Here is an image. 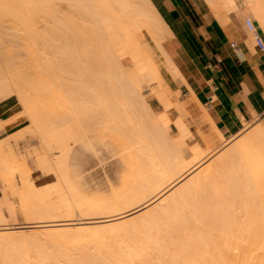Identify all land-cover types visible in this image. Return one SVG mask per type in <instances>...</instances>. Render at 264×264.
<instances>
[{"label": "bare ground", "instance_id": "obj_1", "mask_svg": "<svg viewBox=\"0 0 264 264\" xmlns=\"http://www.w3.org/2000/svg\"><path fill=\"white\" fill-rule=\"evenodd\" d=\"M204 2L220 22L228 20L222 0ZM245 3L264 25V0ZM163 4V0H0V98L12 91L17 95L41 144L33 162L56 174L59 183L52 189L60 193L54 204L41 193L45 186L38 187L40 196L29 192L23 196L27 189L14 186L17 177L30 190L33 183L19 143L4 136L8 118L0 121L4 207L0 205L12 216V198L20 190L18 201L21 197L27 220L31 210L40 217H58L47 222L37 215L36 222L16 224L8 216V224L0 226V264H264V122L244 127L246 131L235 133L228 147L203 156L197 142L190 146L187 141L190 131L181 105H176L182 112L173 120L165 112L153 111L147 95L155 96L163 107L172 102V94L179 95L174 87L179 71L162 44L172 34ZM83 37L97 43L89 46ZM154 46L163 53V62L155 59ZM71 49L75 55L81 49L82 56L70 60ZM94 61L102 66L96 72L102 81L97 82L109 85L111 77L124 75L122 85L110 84L111 91L116 86L122 90L112 94L124 99L117 104L123 107L124 126L112 123L113 116L102 113L100 102L96 107L95 94L86 90L91 96L86 97L88 73L82 75L80 87L69 76L74 89L82 91L80 101H71L77 90H70V99L55 79L62 68L74 64L78 72L89 70ZM77 74L81 85L83 73ZM106 93L100 97L109 96L108 107L110 98H116ZM93 97L95 103L89 101ZM190 155L192 159L186 160ZM111 165L117 168L115 181ZM97 175L102 176L101 189L107 184L110 194L89 192ZM73 210L81 217L73 216ZM1 214L0 222H5Z\"/></svg>", "mask_w": 264, "mask_h": 264}, {"label": "crops", "instance_id": "obj_2", "mask_svg": "<svg viewBox=\"0 0 264 264\" xmlns=\"http://www.w3.org/2000/svg\"><path fill=\"white\" fill-rule=\"evenodd\" d=\"M163 1L174 60L214 123L226 137L233 135L245 121L264 112V25L245 0L235 12H230L234 0H222L229 12L223 23L205 2ZM245 18L252 20L253 30Z\"/></svg>", "mask_w": 264, "mask_h": 264}, {"label": "rangeland", "instance_id": "obj_3", "mask_svg": "<svg viewBox=\"0 0 264 264\" xmlns=\"http://www.w3.org/2000/svg\"><path fill=\"white\" fill-rule=\"evenodd\" d=\"M196 1H198V2H201V3H204V0H196ZM234 4H235V7H234V10L233 9H231L230 10V12H235V11H237L239 8H240V6H245V3H244V0H234ZM204 5H205V3H204ZM60 14H63V12H59V15ZM86 37H94V36H90L89 34H87V36ZM86 37H83V38H85V39H87V40H85L86 41V43H87V45H88V43H90L89 44V46L90 45H95L97 42H94V41H89L88 42V38H86ZM170 37H171V34L170 35H168L167 36V38L166 39H162V44H163V46H164V48H165V50H166V52H167V54H168V56H169V58L174 62V64H175V66H176V68L178 69V71H179V73L178 74H174L175 75V77H176V80H177V83H175V85H174V87H178V91H179V95H178V98H176L173 94L170 96V99L172 100V102L168 105V106H166V107H163V105L161 104V102L157 99V98H155V96H153V95H147V98H148V102L151 104V106H152V108H153V111L154 112H156V113H161V112H165L172 120L173 119H175L176 117H177V115L179 116V114L182 112L180 109H178L177 108V106L176 105H181L183 108H184V114L182 113V119H183V121H184V124L186 125V127L189 129V131H190V137L187 139V141H188V143H189V145L190 146H195V143H196V146H199V150H201L202 152H201V155H205L206 154V156L207 155H209V154H214L215 152H217V151H219V150H221V148H225V147H228V145H230L233 141V139H234V137L236 136V134H241V133H243V131L245 132L246 130H247V128L249 129L250 128V126L252 125L253 126V124H254V122L255 123H258V124H260V123H262V122H264V112L263 113H260V114H258V115H254L253 117H252V119H250V120H247V121H245L244 122V124H243V126H242V128H239L238 130H236L234 133H233V135H231V136H229V137H226L225 136V131L223 130V129H221L222 130V132L224 133V135H223V137H221L220 136V134H219V132H218V130H217V128L215 127V125H214V123H213V120H212V118H211V116H210V113H209V111H208V106L207 105H205V104H202V103H200L199 101H198V99L196 98V96H195V93H194V91L191 89V87L189 86V84L187 83V81H186V79H185V77L183 76V74H182V72L180 71V69H179V67H178V65H177V63H176V61L174 60V58H173V52H172V50H171V41H170ZM71 50H72V55H70V53L69 52H71ZM71 50H69V56H68V58H72V59H70V60H74V59H76V56H79V55H81V54H83V52H82V50L81 49H79V51L80 52H82V53H80V52H77L75 49V51H76V54H78V55H75V52L73 51V49H71ZM93 50V49H92ZM92 50H89V51H91L92 53H94V52H96V54H98L97 52L98 51H92ZM90 52V53H91ZM152 52H153V55H154V57H155V59L158 61V62H163L164 61V56H163V53L161 52V50L157 47V46H154V49H152ZM67 53V54H68ZM91 53V54H92ZM95 54V55H96ZM74 55H75V58H74ZM66 56V55H65ZM82 56V55H81ZM80 56V57H81ZM97 57V56H96ZM77 58H79V57H77ZM96 62V63H95ZM95 64H96V67H95ZM73 65V66H72ZM74 68V64H71L70 66H69V68H66L65 67V70H63V68L61 69V71L64 73H62L61 71H59L58 73H59V75L61 76H59V75H55V79H56V81H57V83L60 85V89H61V91H63V92H65V91H68V93L69 92H71L70 90L72 89H74V84L73 83H78L77 81H78V74L77 73H83V74H81V76H80V80H79V82H80V84L81 85H79V83L76 85V83H75V86L76 87H80V86H82V80H81V77H82V75H85V74H87L88 73V75H89V79L88 80H84V83H85V85H88L87 86V89H85V90H83V91H85V93H86V97H88L89 98V94H91V93H93V94H91L92 96H94V94H95V99H96V101H95V99H94V97L92 98V100H94V101H92L91 99H89V101H91V102H93V103H95L96 102V107L98 106V105H101L102 104V106H98L99 107V109L101 110L102 108V110H103V114L104 115H107V117H110L111 115L113 116L112 118H113V122L112 123H114V121H116L115 122V124L117 125V126H121V125H126V124H124L123 122V120H124V113L123 114H121L122 112V104L120 105V107L118 108V106L119 105H117L119 102H121V101H124V99L122 98V97H120L119 95H117L118 97H120V98H117L116 96H115V93L114 94H112V92L114 91L115 92V90L116 91H118L119 89H120V91L119 92H121L122 90H121V88H119V89H117L118 87L116 86V88L113 90V91H111V85L110 84H112V86H115L114 84H117V81H118V84H121L122 85V83L124 82L123 81V77H124V75H122V76H120V75H118V74H120L119 72H118V76H120V78H122L121 80H120V78H118L117 76V78L120 80H116V78H114L115 77V75L114 74H116L113 70V72H112V74L114 75L113 77H111L109 80H108V83H110L109 85H107V83L105 84L104 82H103V84L102 83H100V82H97L98 80H99V78L98 77H96V76H98V74H99V71L97 72V70L99 69L100 70V68H102V66H101V63H99L98 61H94V63H93V66H92V68H90L89 70H81V71H79L78 72V69L77 70H75V69H73ZM95 68V69H94ZM67 69H71V72H73L74 74H72L71 72H70V70H67ZM94 69V70H93ZM73 70V71H72ZM75 70V71H74ZM68 71V72H67ZM94 71H95V73H94ZM96 72L98 73V74H96ZM62 73V74H61ZM69 73V74H68ZM70 74L72 75V77L70 76ZM75 74H76V76L78 77H75ZM90 74H92V75H90ZM63 75V76H62ZM68 75V77L66 78V76ZM80 75V74H79ZM93 75H94V77H93ZM69 76H70V78H71V80L73 79L74 81H75V79H77V81H75V82H73V81H71L70 79H69ZM62 78H64V79H62ZM61 79V80H60ZM66 79V80H65ZM69 79V80H68ZM95 79V80H94ZM97 79V80H96ZM69 82H68V81ZM91 80V81H90ZM65 81H66V83H65ZM88 81H90V82H88ZM99 81H102V80H99ZM110 81V82H109ZM60 82H62V83H60ZM73 82V83H72ZM96 82V83H95ZM120 82H122V83H120ZM72 84V85H71ZM101 84V85H100ZM62 85V86H61ZM68 85H71L70 87H68ZM84 85V86H85ZM103 85H107V86H109V89H107V91H104V89H106V88H108V87H103ZM66 86H67V88H68V90H67V88H66ZM100 86H102L101 87V90L102 91H104V93H103V95H102V93H101V91H100ZM64 87L66 88V89H64ZM99 87V88H98ZM119 87H121L120 85H119ZM70 88V89H69ZM84 88H86V87H84ZM65 90V91H64ZM75 90V89H74ZM73 90V91H74ZM77 90V97H76V95H74L73 94V97H74V99L75 98H77L79 101L80 100H83V99H81V96L82 95H80V98H79V94H78V92L79 93H81L80 91H78V88L76 89ZM75 90V91H76ZM86 90H88L87 92L89 93H87L86 92ZM91 90V91H90ZM96 90V91H95ZM98 90H99V92H98ZM109 91V93L110 94H112L111 96H113V97H115L116 99H114V98H110V99H113V100H111L110 102L113 104H115V105H117V106H115L114 105V107L116 108L117 107V110H116V114L112 111V109L109 107V105L111 106L112 104H109V102H107L108 103V107H109V112L107 113V109H108V107H107V104H105L106 103V99L108 100V98H109V96H108V94L106 93V95L108 96V98H104V99H102L103 97L102 96H104V94H105V92H108ZM111 91V92H110ZM71 93H73V92H71ZM71 93H69V95L71 94ZM84 93V92H83ZM116 93H118V92H116ZM97 94L99 95V96H97ZM72 95V94H71ZM70 95V97L68 96V98H72V96ZM85 95V94H84ZM102 98H101V97ZM107 96H105V97H107ZM110 96V97H111ZM85 97V98H86ZM91 97V96H90ZM97 97V98H96ZM99 97L101 98V99H99ZM84 98V97H83ZM84 98V100H86ZM69 99V100H70ZM71 99V101H76L77 99ZM98 99L100 100V101H98ZM160 102H158L157 100ZM88 100V99H87ZM102 100V101H101ZM109 101V100H108ZM100 102V103H99ZM102 102V103H101ZM99 103V104H98ZM91 104V103H90ZM98 104V105H97ZM103 104H105L106 105V107H105V105H103ZM120 104V103H119ZM92 107H95V105H92ZM112 107H113V105H112ZM107 108V109H106ZM114 108V109H115ZM106 110V111H105ZM105 111V112H104ZM179 111V112H178ZM17 112V113H16ZM111 112V113H110ZM113 112V113H112ZM107 113V114H106ZM10 115V116H9ZM110 115V116H109ZM114 115H115V118H114ZM117 116V117H116ZM119 117H122V121H120L121 119L119 118ZM8 118V119H7ZM111 118V117H110ZM111 118V119H112ZM8 120L7 121V123L4 125V129H3V127L1 128V129H3V130H5V132H6V134L4 135V136H7V138H8V140H9V142L10 143H14L15 142V140L19 143L18 144V146H19V148H20V150L22 151V152H24L25 153V157H24V164H25V166L27 167H25V170H27V173H28V175H30V176H28L29 177V179H31L30 181L33 183V187H32V190H30V189H28V187L26 186V184H24L22 181H18V180H21L20 178H16L15 179V183L14 184H17V185H14V186H19V188H20V190H22V188L23 189H27L26 190V193L24 192V193H22L23 194V196L24 195H26L28 192H29V194L30 195H36V194H38V195H36V196H40L39 195V191H38V187H42V186H45L43 189H41V188H39V189H41V190H44L45 189V191L43 192H41L42 194H44L45 196H47L46 197V199L47 200H50V199H52V200H50V202L52 201L54 204H55V202H56V204L58 203V197H59V195H60V193H59V195H58V193L56 194L55 192H56V190H55V192H54V190L53 189H55V186H54V183H56V185H58L57 184V182L59 183V180H58V177L56 176V174L55 173H53V171H46V169H43V168H41V167H39L38 165L36 166V164L33 162V158H34V151L36 150H40V148H41V144H40V141H39V138H38V136H37V133L34 131V130H32V128H31V122H30V120H29V117L26 115V113L24 112V110H23V107L21 106V103H20V101H19V99H18V97H17V95L12 91L11 93H10V95L8 94V96H6L5 98H0V121H3V120ZM120 119V120H119ZM126 119V118H125ZM258 121V122H257ZM118 122V123H117ZM260 122V123H259ZM120 123V124H119ZM129 123V122H128ZM122 126V127H123ZM127 127H128V125H127ZM126 127V128H127ZM244 127H246L245 129L246 130H243L244 129ZM243 131H242V130ZM128 130V132H130L131 130L130 129H127ZM130 130V131H129ZM242 131V132H241ZM14 133L17 135H14ZM236 133V134H235ZM173 134H175V131H173ZM12 135V136H11ZM15 137H14V136ZM11 136V137H10ZM228 138L230 139V140H228ZM232 138V139H231ZM225 139V140H224ZM226 140H228L227 141V143H226ZM231 141V142H230ZM230 143V144H229ZM205 152V153H204ZM192 155H190L189 157L187 156V158H186V160H191L192 159ZM41 168V169H40ZM43 169V170H42ZM45 170V171H44ZM45 172V173H44ZM109 172H110V175H111V178L115 181L116 180V172H117V168H116V166L115 165H111L110 166V168H109ZM99 176H101V175H97V176H95V178L94 179H92L91 181H92V183H91V185H90V188H89V192L90 193H94V191L96 192L95 194H98L99 192H101L102 190H103V192H104V190L106 191V192H108V194H110L109 193V191L111 190V188L109 189V188H107L108 186H106L107 184H102V185H104L105 187H103L102 186V189H101V185H99V181L98 180H100V178H102V176L99 178ZM97 178H99V179H97ZM57 180V181H56ZM97 182H96V181ZM56 181V182H55ZM22 182V183H21ZM94 182H95V184H94ZM19 184H21V185H19ZM23 184V185H22ZM93 185H94V187H93ZM98 185V186H97ZM20 186H22V188L20 187ZM25 186V187H24ZM50 186V187H49ZM52 186H53V189H52ZM97 186V187H96ZM27 187V188H26ZM47 187H49V188H51L53 191L52 192H50V190L51 189H49V191H48V188ZM18 188V189H19ZM33 188H35V190H37L36 192L34 191V189ZM37 188V189H36ZM57 188V187H56ZM101 190H100V189ZM105 188H107L108 189V191H107V189H105ZM17 189V188H16ZM17 189V190H18ZM47 189V190H46ZM93 189V190H92ZM98 189V190H97ZM0 190L2 191V187H1V185H0ZM17 190H16V192H17ZM20 190H18V193L15 195V193H14V195H13V198H12V196H11V194H9L8 195V199H10V198H12V201H15L13 204H11V205H13V209H14V211H12V210H10L11 211V213H13L12 214V216H11V214L9 213L8 214V212L6 211V210H9V209H6L5 210V208H7V206L3 209V207H4V203L2 202V198L0 199V202H2V204H3V207L2 208H0V211H1V217H2V219H4L5 220V222H0V226H2V224L3 225H6V224H8V222H9V220H8V216H9V219H10V221H12V223H16V224H26V223H29V221H30V223L29 224H31V223H33V221H37V215H39L35 210H31V212H33V214H29V220H27V217H28V214L22 209V207L20 206V205H22L20 202H21V200H22V198L21 197H19L20 199H19V201H18V196H21V194H20ZM100 190V191H99ZM14 191V190H13ZM98 191V192H97ZM39 192V193H38ZM111 192V191H110ZM0 194H1V192H0ZM20 194V195H19ZM41 194V196H44V195H42ZM99 194H101V193H99ZM105 194H107V193H105ZM107 194V195H108ZM18 195V196H17ZM28 195V194H27ZM50 195V196H49ZM2 196V195H1ZM0 196V197H1ZM22 196V197H23ZM58 196V197H57ZM50 198V199H49ZM56 198V199H55ZM55 199V200H54ZM6 202H9V201H6ZM49 202V201H48ZM52 203V204H53ZM8 204V203H7ZM10 208V207H9ZM2 209V210H1ZM4 210V211H3ZM9 211V212H10ZM34 211H35V215H34ZM25 212V213H24ZM5 213V214H4ZM30 213V212H29ZM73 213H74V215L73 216H75V214L76 213H78L77 211L75 212V210H73ZM41 215V214H40ZM40 215H39V217H40ZM77 216L79 217H81V215H79V213L77 214ZM15 219H14V218ZM33 217V218H32ZM36 217V218H35ZM42 217V216H41ZM40 217V218H41ZM56 217V218H55ZM43 216L41 219V221H47L48 219L50 220H48L47 222H53V221H55L58 217L57 216ZM76 217V216H75ZM7 218V219H6ZM32 218V219H31ZM43 218H46L47 220H44ZM52 218H55L54 220L52 219ZM8 220V221H7ZM15 220V221H14ZM27 220V221H26ZM32 220V221H31ZM35 221V222H36ZM38 221H40L39 219H38ZM19 222V223H18ZM12 223H9V224H12ZM14 236H17L18 237V234L16 235H14ZM19 236H22V235H19Z\"/></svg>", "mask_w": 264, "mask_h": 264}, {"label": "built area", "instance_id": "obj_4", "mask_svg": "<svg viewBox=\"0 0 264 264\" xmlns=\"http://www.w3.org/2000/svg\"><path fill=\"white\" fill-rule=\"evenodd\" d=\"M245 24L248 27L249 30L254 29V24L250 18H245Z\"/></svg>", "mask_w": 264, "mask_h": 264}]
</instances>
